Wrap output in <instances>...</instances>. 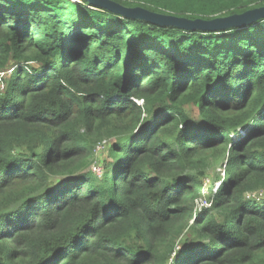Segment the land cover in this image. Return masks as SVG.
<instances>
[{"label": "trees", "instance_id": "trees-1", "mask_svg": "<svg viewBox=\"0 0 264 264\" xmlns=\"http://www.w3.org/2000/svg\"><path fill=\"white\" fill-rule=\"evenodd\" d=\"M111 1L190 21L264 7ZM11 69L0 264H264V19L186 30L83 0H0V72Z\"/></svg>", "mask_w": 264, "mask_h": 264}, {"label": "water", "instance_id": "water-1", "mask_svg": "<svg viewBox=\"0 0 264 264\" xmlns=\"http://www.w3.org/2000/svg\"><path fill=\"white\" fill-rule=\"evenodd\" d=\"M83 1L88 2L92 6L107 9L129 19H136L159 26H171L186 30H220L226 28V26L243 24L250 25L256 22V20L264 19V7L246 12L245 14H236L225 19L213 18L212 21H190L174 16L153 13L140 7L126 8L111 0ZM211 16L209 18H211Z\"/></svg>", "mask_w": 264, "mask_h": 264}, {"label": "rangeland", "instance_id": "rangeland-1", "mask_svg": "<svg viewBox=\"0 0 264 264\" xmlns=\"http://www.w3.org/2000/svg\"><path fill=\"white\" fill-rule=\"evenodd\" d=\"M76 2H79L80 0H75ZM245 2V1H243ZM240 10H243L245 8H247L245 5H240ZM253 11V10H252ZM245 14V13H243ZM236 15V14H234ZM212 16H217V14H213ZM231 17V16H230ZM220 18V17H218ZM210 19H213V18H209V20H206V21H212ZM221 19H225V18H221ZM256 19V17H255ZM257 21V20H256ZM259 21V20H258ZM233 28V27H232ZM191 36L188 32H182L180 33V36ZM29 66H32L34 69H37V67L33 64H30ZM13 69L9 70L7 73H1L0 72V89L2 91H4L6 88H7V85H8V81L10 80L11 76H12V73H13ZM193 113L196 114L198 116V110L195 109L193 110ZM109 146H110V143L108 142H103L101 144H99L96 148H95V162H94V165H93V171L95 173H100L102 172L103 170V162L104 161H110V157H109V153H108V149H109ZM218 167V166H217ZM216 169H212L209 171V175L203 179V197L201 199H198L196 202H195V205L196 207H201V206H204L207 204L208 202V195H207V189L210 188V189H215L217 190L218 188V185L215 186V182H216V178L220 175L224 176L225 174V170L222 168V167H218ZM263 194V193H262ZM262 194H259L257 197H256V200H259L260 199V196H262Z\"/></svg>", "mask_w": 264, "mask_h": 264}, {"label": "bare ground", "instance_id": "bare-ground-1", "mask_svg": "<svg viewBox=\"0 0 264 264\" xmlns=\"http://www.w3.org/2000/svg\"><path fill=\"white\" fill-rule=\"evenodd\" d=\"M220 17V14H217V16H215V18ZM230 27H235V28H242V25H230V26H226V28H230Z\"/></svg>", "mask_w": 264, "mask_h": 264}, {"label": "clouds", "instance_id": "clouds-1", "mask_svg": "<svg viewBox=\"0 0 264 264\" xmlns=\"http://www.w3.org/2000/svg\"><path fill=\"white\" fill-rule=\"evenodd\" d=\"M239 6H240V5H239ZM245 26H247V24H243V25H242V27H245Z\"/></svg>", "mask_w": 264, "mask_h": 264}, {"label": "built area", "instance_id": "built-area-1", "mask_svg": "<svg viewBox=\"0 0 264 264\" xmlns=\"http://www.w3.org/2000/svg\"><path fill=\"white\" fill-rule=\"evenodd\" d=\"M97 174H101V172L100 173H97Z\"/></svg>", "mask_w": 264, "mask_h": 264}]
</instances>
